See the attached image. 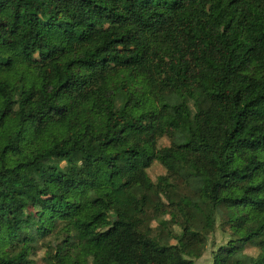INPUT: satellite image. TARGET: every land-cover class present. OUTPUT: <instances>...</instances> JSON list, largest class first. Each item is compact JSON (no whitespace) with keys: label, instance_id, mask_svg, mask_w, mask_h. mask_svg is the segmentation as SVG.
Wrapping results in <instances>:
<instances>
[{"label":"trees","instance_id":"16d2710c","mask_svg":"<svg viewBox=\"0 0 264 264\" xmlns=\"http://www.w3.org/2000/svg\"><path fill=\"white\" fill-rule=\"evenodd\" d=\"M216 226L264 264V0H0V264H195Z\"/></svg>","mask_w":264,"mask_h":264},{"label":"rangeland","instance_id":"374dc122","mask_svg":"<svg viewBox=\"0 0 264 264\" xmlns=\"http://www.w3.org/2000/svg\"><path fill=\"white\" fill-rule=\"evenodd\" d=\"M204 129L207 131V133L209 134L211 139H215L217 137V134H216L214 128L207 121L204 123ZM163 142L166 143V139H164ZM145 163H146V161H143V164H145ZM145 169H146L145 170L146 173L149 175V177L152 180H155L158 175L165 173L164 167L158 161H154L149 167H146ZM131 175L138 176L141 180L144 179L141 171H135V172L131 173ZM173 209H174L173 207H167V206L162 205L156 209V214L162 215V214L167 213L169 215V213L173 212ZM168 224H169L170 228H173L172 221H169ZM226 240H227V235L224 234L216 226L215 231L210 236V238L207 242V245H206V248H205L203 254L201 255L200 258L195 260V264H211V251L213 249H215L217 245L224 243ZM246 252L253 254L256 252V250L253 248H249L246 250ZM41 255H42V252H39L36 256H41Z\"/></svg>","mask_w":264,"mask_h":264}]
</instances>
